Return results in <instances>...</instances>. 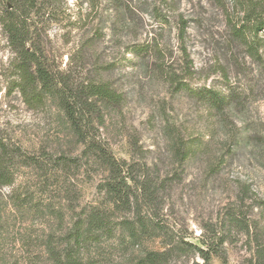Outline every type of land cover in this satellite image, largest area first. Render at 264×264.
Masks as SVG:
<instances>
[{"label":"rangeland","instance_id":"1","mask_svg":"<svg viewBox=\"0 0 264 264\" xmlns=\"http://www.w3.org/2000/svg\"><path fill=\"white\" fill-rule=\"evenodd\" d=\"M52 1L35 36L47 65L78 85H110L119 104L97 101L98 135L117 158L144 160L150 177L130 211H109L103 170L58 101L30 108L12 88L14 54L0 27V145L18 153L12 182L0 184V264H56L92 207L114 226L83 240L80 264H134L163 249L170 264H202L194 246L211 264H264V32L257 51L234 38L229 0L225 10L216 0ZM146 42L155 52L128 53ZM178 80L187 85L177 90ZM29 155L38 163H22ZM137 212L146 230L134 241L121 222Z\"/></svg>","mask_w":264,"mask_h":264},{"label":"trees","instance_id":"2","mask_svg":"<svg viewBox=\"0 0 264 264\" xmlns=\"http://www.w3.org/2000/svg\"><path fill=\"white\" fill-rule=\"evenodd\" d=\"M232 10L231 33L236 39L253 51H257L258 35L264 32V0H229ZM225 10L224 0H216ZM52 0H0V27L4 31L8 46L14 54L12 68L15 72L12 88L16 89L22 101L30 108H38L50 97L58 101L65 117L71 126L74 136L82 145L87 158L95 161L103 170L100 189L108 202L109 211L128 212L132 208V193L141 191L138 186L141 178L150 177V168L143 160L134 157L117 158L109 151L98 135L99 126L103 123V115L97 101L119 104V97L110 85L104 81L92 80L76 84L71 75L64 70L50 68L44 58L40 44L35 37L39 30V18L51 12ZM119 5V3H116ZM119 8V7H117ZM46 12V10H48ZM229 16L228 11H225ZM38 19V20H37ZM151 42L131 44L128 53L135 56H148L156 50ZM179 90L187 84L183 80L175 83ZM181 160L187 159L190 149L176 146ZM21 153V150H19ZM4 144L0 145V184L12 182V155ZM9 156V157H8ZM56 161H72L76 159L61 155ZM22 163L37 164L34 156H24ZM21 163V164H22ZM128 235L134 241L139 233L146 230L144 220L139 212L133 224L122 221ZM112 222L100 209L92 207L84 217L74 222L67 234V249L63 257L56 258V264H80L78 250L83 240H96L99 235L112 232ZM205 244V243H204ZM203 259L202 264H211L210 255L201 247H192ZM169 249L146 250L134 264H170Z\"/></svg>","mask_w":264,"mask_h":264}]
</instances>
